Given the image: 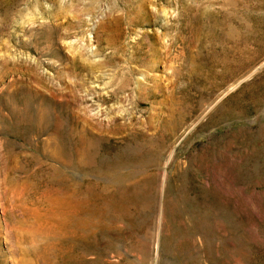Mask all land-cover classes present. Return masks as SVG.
<instances>
[{
    "label": "rangeland",
    "instance_id": "rangeland-1",
    "mask_svg": "<svg viewBox=\"0 0 264 264\" xmlns=\"http://www.w3.org/2000/svg\"><path fill=\"white\" fill-rule=\"evenodd\" d=\"M0 264H264V0H0Z\"/></svg>",
    "mask_w": 264,
    "mask_h": 264
}]
</instances>
